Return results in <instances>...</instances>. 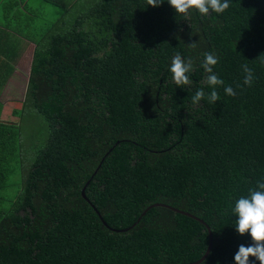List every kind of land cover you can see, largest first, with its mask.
<instances>
[{
  "label": "trees",
  "instance_id": "16d2710c",
  "mask_svg": "<svg viewBox=\"0 0 264 264\" xmlns=\"http://www.w3.org/2000/svg\"><path fill=\"white\" fill-rule=\"evenodd\" d=\"M229 4L185 20L167 0L155 8L147 0H74L67 28L35 31L23 100L0 110V264H191L205 254L208 232L200 264H235L239 246L252 244L234 227L235 202L264 181V0ZM205 53L218 58L213 71L224 81L214 104ZM176 54L193 61L190 86L172 82ZM198 89L206 97L192 106ZM20 108L47 128L22 171L18 123L9 118ZM154 204L187 212L209 231L164 207L132 227Z\"/></svg>",
  "mask_w": 264,
  "mask_h": 264
},
{
  "label": "clouds",
  "instance_id": "9594fccd",
  "mask_svg": "<svg viewBox=\"0 0 264 264\" xmlns=\"http://www.w3.org/2000/svg\"><path fill=\"white\" fill-rule=\"evenodd\" d=\"M165 0H147L151 7H159ZM167 3L175 10L176 15H181L185 20L196 11L201 15L224 13L230 6L229 0H167ZM195 47V43L189 45ZM218 64V58L212 53H205L201 64L204 72L206 85L212 90L207 94L209 104L216 103L219 93L216 90L224 85V81L215 74L213 69ZM194 70L193 61L188 58L185 61L180 54H176L171 60L170 73L172 82L179 88L190 86L192 81L189 74ZM244 73L243 84L251 86L253 83V71L247 64L242 65ZM224 93L228 96H235V90L230 86L224 87ZM206 93L203 89L195 91L191 98L192 106H199L204 100ZM233 214L237 219L234 227L240 236L250 234L252 244L249 246L240 245L234 256L235 264H249V258L254 257L259 264H264V181H258L255 189H251L247 196H241L236 202Z\"/></svg>",
  "mask_w": 264,
  "mask_h": 264
},
{
  "label": "crops",
  "instance_id": "0c3cea01",
  "mask_svg": "<svg viewBox=\"0 0 264 264\" xmlns=\"http://www.w3.org/2000/svg\"><path fill=\"white\" fill-rule=\"evenodd\" d=\"M13 1L17 5L11 4L7 7L6 3ZM38 0L31 6L30 0H0V110H6L10 103L22 101V93L26 87L29 75V61L34 52V44L27 41H38L41 37L35 34L38 25V10L34 7ZM44 0V3H47ZM60 1V0H51ZM68 6L73 7L74 3H68ZM33 16V20H29L28 15ZM38 14V15H37ZM37 22L34 27V23ZM45 25V23H44ZM33 26V27H32ZM34 30L33 35L31 34ZM24 33H28L24 37ZM42 33V30L41 32ZM14 44V46H12ZM22 58L28 65L22 63ZM11 63L12 71L9 73L4 64ZM16 62V63H15ZM20 78L25 79L24 88L16 86L20 82ZM16 82V83H15ZM21 83V82H20ZM1 118H5L1 114ZM2 120V119H1ZM18 123V122H14Z\"/></svg>",
  "mask_w": 264,
  "mask_h": 264
},
{
  "label": "rangeland",
  "instance_id": "374dc122",
  "mask_svg": "<svg viewBox=\"0 0 264 264\" xmlns=\"http://www.w3.org/2000/svg\"><path fill=\"white\" fill-rule=\"evenodd\" d=\"M36 0H30L29 4L33 6ZM38 0L35 4V8L39 12L38 17V25L36 28L39 32L43 33L47 30V27L55 26L57 28H67L70 25V12L76 11V7L68 6V3H74V0H60V1H46ZM29 20H33V16L31 14L28 15ZM45 23V25H44ZM37 22L34 23V27ZM33 27V26H32ZM34 31V30H32ZM35 33V34H36ZM14 46V44L12 45ZM22 61H25L22 58ZM28 65V63L26 64ZM20 82H15L16 86L24 88L22 86L24 83L23 78H20ZM23 83V84H22ZM18 114L15 116H9V118H13L14 122H18V127L16 129V138L19 144V148L15 150L14 156H17V153H20L22 156V170H26L31 163L32 158L35 156V150L44 143L47 136V128L46 124L43 121V118L40 117L35 111H30L28 109H19ZM7 114V113H6ZM20 162L18 159H14L13 167L16 172L20 170ZM17 174L13 175L10 179V183H13V180H17ZM17 188L11 187L10 190L5 191L10 197H13Z\"/></svg>",
  "mask_w": 264,
  "mask_h": 264
},
{
  "label": "water",
  "instance_id": "95a60500",
  "mask_svg": "<svg viewBox=\"0 0 264 264\" xmlns=\"http://www.w3.org/2000/svg\"><path fill=\"white\" fill-rule=\"evenodd\" d=\"M120 142H116V144L107 152V154L109 153V152H111L112 151V149L117 145V144H119ZM106 154V155H107ZM106 155H105V157H106ZM104 157V158H105ZM104 158L101 160V162L99 163V165H98V167L95 169V171H94V173H93V175L92 176H94L96 173H97V171L99 170V168H100V166H101V163H102V161L104 160ZM90 182V180H88L87 181V184L86 185H88V183ZM84 191H85V187L81 190V196H82V198L84 199V200H87V198H86V196H85V193H84ZM88 201V200H87ZM90 204V203H89ZM153 207H164V208H166V209H169V210H171V211H173V212H175V213H177V214H179V215H182V216H185V217H188V218H191V219H194V220H197V221H199L200 223H202L203 225H205V223L203 222V221H201V220H199V219H197L196 217H194L193 215H191V214H189V213H187V212H184V211H180V210H176V209H173V208H171V207H168V206H165V205H162V204H154V205H151V206H149L147 209H145L144 210V212L141 214V216L137 219V221L132 225V227L133 226H135L138 222H139V220L145 215V213L149 210V209H151V208H153ZM96 211V210H95ZM96 213H98L97 211H96ZM99 215V214H98ZM99 217H100V215H99ZM100 220H101V222L103 223V225L104 226H106L107 228H109V226H107V224L104 222V220L100 217ZM206 226V225H205ZM131 228V227H130ZM130 228H128V229H125V230H123V231H127V230H129ZM206 228H207V230L209 231V228L206 226ZM123 231H121V232H123ZM208 237H209V243H208V247H207V250H206V252H205V254L198 260V261H196V262H194V263H191V264H200L201 262H203L206 258H207V256H208V254H209V251H210V249H211V244H212V236H211V232H208Z\"/></svg>",
  "mask_w": 264,
  "mask_h": 264
}]
</instances>
